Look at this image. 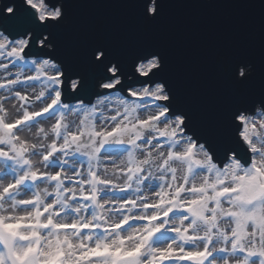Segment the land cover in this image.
Returning <instances> with one entry per match:
<instances>
[{
    "label": "rangeland",
    "instance_id": "374dc122",
    "mask_svg": "<svg viewBox=\"0 0 264 264\" xmlns=\"http://www.w3.org/2000/svg\"><path fill=\"white\" fill-rule=\"evenodd\" d=\"M27 2L41 19L59 15L43 0ZM26 42L0 31V228L14 235L18 260L35 253L40 264H114L127 255L137 264H264V110L238 118L250 162L230 155L219 165L184 134L180 116L168 115L162 84L64 103L59 64L24 56ZM109 71L99 88L121 81ZM77 84L70 80V89ZM0 264H8L1 243Z\"/></svg>",
    "mask_w": 264,
    "mask_h": 264
},
{
    "label": "water",
    "instance_id": "95a60500",
    "mask_svg": "<svg viewBox=\"0 0 264 264\" xmlns=\"http://www.w3.org/2000/svg\"><path fill=\"white\" fill-rule=\"evenodd\" d=\"M43 2L58 8L59 15L41 20L27 0H0V31L9 40L27 38L24 56L59 64L62 102L91 104L115 90L129 97L127 88L159 83L167 94L168 115L181 117L184 134L203 144L213 161L222 165L233 155L244 166L250 162L237 117L264 110V0ZM41 39L50 46L39 45ZM153 57L157 65L136 71L139 61ZM112 66L121 81L99 88L112 78ZM75 78L78 84L71 90ZM32 179L25 175L26 181ZM247 193L251 200L259 195L253 185ZM14 239L0 228L8 264H40L35 253L18 260ZM114 264H137V256H121Z\"/></svg>",
    "mask_w": 264,
    "mask_h": 264
},
{
    "label": "bare ground",
    "instance_id": "6f19581e",
    "mask_svg": "<svg viewBox=\"0 0 264 264\" xmlns=\"http://www.w3.org/2000/svg\"><path fill=\"white\" fill-rule=\"evenodd\" d=\"M243 73H245V71H243ZM243 73H241V75L243 74ZM237 118H239V116L237 117ZM239 120V119H238ZM112 194H114L113 192H108V194L107 195H112ZM65 230L66 231H69L70 230V226H65ZM176 259V258H175ZM174 258H169V259H167L166 260V262H172V261H174L175 260Z\"/></svg>",
    "mask_w": 264,
    "mask_h": 264
},
{
    "label": "clouds",
    "instance_id": "9594fccd",
    "mask_svg": "<svg viewBox=\"0 0 264 264\" xmlns=\"http://www.w3.org/2000/svg\"><path fill=\"white\" fill-rule=\"evenodd\" d=\"M37 12H38V10H37ZM37 16H38V13H37ZM39 18H40V16H38ZM41 19V18H40ZM42 20V19H41Z\"/></svg>",
    "mask_w": 264,
    "mask_h": 264
}]
</instances>
